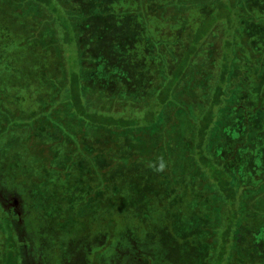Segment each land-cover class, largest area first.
Masks as SVG:
<instances>
[{"label": "trees", "instance_id": "1", "mask_svg": "<svg viewBox=\"0 0 264 264\" xmlns=\"http://www.w3.org/2000/svg\"><path fill=\"white\" fill-rule=\"evenodd\" d=\"M3 6L21 15L22 26L20 20L32 16L35 45L55 53L62 67L52 86L63 99L53 110H39L33 131L55 128L73 143L90 133L109 135L114 142L125 137L139 143L134 152L147 156L184 150L187 167L204 165L195 164L200 189L205 183L217 185L211 192L220 202L235 198L228 185L241 182L247 185L244 219L256 215L250 200L264 203V47L253 44L259 40L264 45V0H7ZM166 26L179 31L168 37L162 34ZM188 26L193 29L185 38ZM99 82L107 110L95 105L92 85ZM143 107L149 110L142 112ZM74 124L77 132H71ZM220 142H226L223 148H217ZM262 212L264 217L263 206ZM192 216L193 223L180 233L194 239L181 251L163 235L168 237L160 242L166 251L129 243L132 259L210 264L217 244H209L207 237L216 233L217 220L208 213ZM234 231L231 264L253 243L247 224ZM121 238L118 245L124 247L130 239ZM254 243L257 255L264 244ZM242 261L264 264V259Z\"/></svg>", "mask_w": 264, "mask_h": 264}, {"label": "rangeland", "instance_id": "2", "mask_svg": "<svg viewBox=\"0 0 264 264\" xmlns=\"http://www.w3.org/2000/svg\"><path fill=\"white\" fill-rule=\"evenodd\" d=\"M6 1L0 0V190L24 206L23 218H17L15 223L17 230L20 224V233L25 238L20 239L14 225L8 223L12 216L0 192V264H7L8 258L15 262L20 245L37 244L51 249L68 246L71 250L68 254H73V249L95 252L99 245L108 246L111 252L106 261L137 264L132 259L131 247L127 246L129 243L161 252L166 248L160 242L168 240L163 236L168 235L181 251L194 237L189 233L182 235L180 229L187 231L194 220L192 215L207 213L218 224L216 233L207 237L209 244H217L211 252L210 264L234 261L237 234L234 230L240 223L247 224L251 231L247 237L251 235L253 243L248 244L249 250L241 258L235 259L236 264H246L242 260L261 263L264 250L258 248L256 255L253 248L254 242L264 244V229H261L264 203L251 199L250 206L256 215L244 219L243 191L247 185L229 184L236 197L219 202L214 200L215 190L211 192L218 189L217 185L209 188L205 183L207 187H198L197 181L202 177L196 165L200 163L194 162V168L187 167L184 150L147 156L134 152L139 143L125 137H118L114 142L109 135L90 133L80 141L74 139L73 143L70 136L61 135L55 128L31 129L34 122L38 125L39 110L43 107L53 110L63 99V93L60 96L58 91L55 95L56 88L52 86L57 80L54 76L61 77L62 67L55 53L46 54L42 47L35 45L33 28L36 25L32 16L21 19L26 27L22 26L21 15L4 8ZM192 14L193 20L196 19V13L189 15ZM192 27L188 26L182 34L185 38ZM177 28L166 26L162 34L171 37L179 31ZM257 41L256 45L253 40L249 42L262 49L264 45ZM67 62L64 67L68 70ZM92 91L96 93V108L107 110L109 103L101 94L100 82L92 85ZM148 110L142 108V112ZM77 131L78 125L74 124L71 132ZM224 143L220 142L217 148H223ZM161 157L167 162V168L157 173L149 165ZM209 167L212 166H208V171ZM15 212L18 214L19 210ZM125 235L130 239H125L126 246L118 245ZM95 255H89L91 260Z\"/></svg>", "mask_w": 264, "mask_h": 264}, {"label": "flooded vegetation", "instance_id": "3", "mask_svg": "<svg viewBox=\"0 0 264 264\" xmlns=\"http://www.w3.org/2000/svg\"><path fill=\"white\" fill-rule=\"evenodd\" d=\"M2 193V191L0 190ZM3 194V193H2ZM4 196V194H3ZM5 198V207H7L9 214L12 216V218L8 219V223L11 225H14L16 228V219L21 217L23 218V211H24V206H22L21 202L19 200H16V198H8L7 196H4ZM15 199V200H14ZM16 203V204H15ZM12 205V206H11ZM19 210V213L15 212L16 210ZM21 210V211H20ZM17 216V217H16ZM15 219V220H14ZM4 220V219H3ZM19 229L16 230L19 233L20 239L22 238V233H20V224ZM27 231V230H26ZM20 245L18 252L19 255H16V260L15 262H11L10 259L8 258L7 264H124L120 263V261L113 260V262L106 261V257L110 254L111 248H108V246H97V251L94 252V250H88V252L85 251H77L76 249H73V254L76 256L71 260V258L68 257V246H65L63 248H57V249H51L47 246L44 248H41V245L37 246L35 245L34 247L28 246H22ZM106 247V248H103ZM112 248H116L113 246ZM96 254V258L91 260L90 254ZM94 256V257H95ZM61 257V258H60ZM145 259H149L147 255H144ZM60 259V261H58ZM136 262V261H135ZM137 264H151L149 261H141V262H136Z\"/></svg>", "mask_w": 264, "mask_h": 264}, {"label": "clouds", "instance_id": "4", "mask_svg": "<svg viewBox=\"0 0 264 264\" xmlns=\"http://www.w3.org/2000/svg\"><path fill=\"white\" fill-rule=\"evenodd\" d=\"M149 167H151L157 173H162L167 168V162L161 157L158 158L155 163L150 164Z\"/></svg>", "mask_w": 264, "mask_h": 264}]
</instances>
